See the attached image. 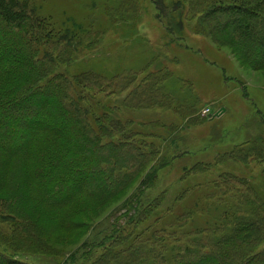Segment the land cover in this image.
Returning <instances> with one entry per match:
<instances>
[{"label": "trees", "instance_id": "16d2710c", "mask_svg": "<svg viewBox=\"0 0 264 264\" xmlns=\"http://www.w3.org/2000/svg\"><path fill=\"white\" fill-rule=\"evenodd\" d=\"M156 2L162 9L163 0ZM185 3L182 14L197 18L198 33L264 73V0H179L174 8ZM69 35L39 16L27 0H0V221L8 224L0 225V264H35L16 257L28 245L46 252H54L53 246L79 245L91 227L88 218L133 188L157 152L152 132L100 116L85 105L87 93L126 91L135 77L107 79L83 72L70 78L56 72L74 56ZM148 76L143 81L159 73ZM162 78L134 88L125 105L162 106L149 102L166 99L160 93ZM10 130L20 136L14 140ZM243 147L231 151L254 149ZM98 184L101 189L94 188ZM191 215L179 213L165 225L182 226ZM225 216L218 214V226L196 228L192 236L193 231L164 229L147 233L151 224L141 226L138 220L135 234L103 238L100 254L87 264H168L172 251L173 264H264V247L257 253L247 249L264 243L263 216L233 215L230 223H222ZM164 235L174 240L169 239L172 247ZM68 259L74 262L73 255Z\"/></svg>", "mask_w": 264, "mask_h": 264}, {"label": "rangeland", "instance_id": "374dc122", "mask_svg": "<svg viewBox=\"0 0 264 264\" xmlns=\"http://www.w3.org/2000/svg\"><path fill=\"white\" fill-rule=\"evenodd\" d=\"M27 1L57 31L70 33L74 56L56 72L70 78L83 72L107 79L135 77L126 91L87 93L85 105L100 116L152 132L157 152L133 188L93 215L86 213L91 227L79 245L53 246L54 252L28 245L17 258L35 264H87L100 254L99 242L113 234L133 233L138 220L141 226L151 224L147 233L164 229L193 231L192 236L196 228L218 226L220 213H226L222 223H230L233 215L256 213L264 218V73L241 64L208 34L198 33L197 18L182 14L186 3L174 8L179 0H163L164 9L156 0ZM152 73L159 76L148 80L164 78L160 93L166 99L149 102L162 106H126L129 93L140 89ZM9 135L15 140L20 133L10 130ZM237 145L254 149L232 153ZM143 178L148 180L144 185ZM250 195L255 196L252 202ZM186 211L192 215L184 225H165ZM164 238L172 247V239ZM84 241L86 248L81 247ZM263 247L260 243L247 249L257 253ZM91 250L92 258L84 255ZM173 253L167 255L168 264H173ZM71 255L74 262L68 259Z\"/></svg>", "mask_w": 264, "mask_h": 264}, {"label": "water", "instance_id": "95a60500", "mask_svg": "<svg viewBox=\"0 0 264 264\" xmlns=\"http://www.w3.org/2000/svg\"><path fill=\"white\" fill-rule=\"evenodd\" d=\"M223 110H224L223 108L220 109V111H218L217 113H215V116H219L222 113Z\"/></svg>", "mask_w": 264, "mask_h": 264}, {"label": "built area", "instance_id": "2783aa9c", "mask_svg": "<svg viewBox=\"0 0 264 264\" xmlns=\"http://www.w3.org/2000/svg\"><path fill=\"white\" fill-rule=\"evenodd\" d=\"M207 112H208V109H205V110H203L202 113H203V115H204V114H206Z\"/></svg>", "mask_w": 264, "mask_h": 264}]
</instances>
